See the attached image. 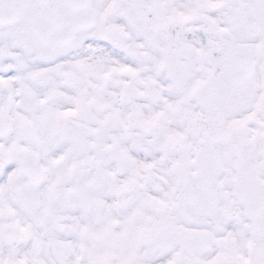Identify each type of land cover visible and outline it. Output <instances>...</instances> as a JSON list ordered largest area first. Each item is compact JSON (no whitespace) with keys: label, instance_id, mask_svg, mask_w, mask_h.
Listing matches in <instances>:
<instances>
[{"label":"snow or ice","instance_id":"obj_1","mask_svg":"<svg viewBox=\"0 0 264 264\" xmlns=\"http://www.w3.org/2000/svg\"><path fill=\"white\" fill-rule=\"evenodd\" d=\"M0 264H264V0H0Z\"/></svg>","mask_w":264,"mask_h":264}]
</instances>
